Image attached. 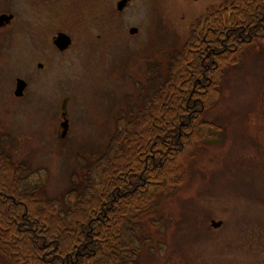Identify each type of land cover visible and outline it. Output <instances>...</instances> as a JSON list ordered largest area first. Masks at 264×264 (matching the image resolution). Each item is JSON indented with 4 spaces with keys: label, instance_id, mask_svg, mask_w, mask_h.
<instances>
[{
    "label": "rangeland",
    "instance_id": "rangeland-1",
    "mask_svg": "<svg viewBox=\"0 0 264 264\" xmlns=\"http://www.w3.org/2000/svg\"><path fill=\"white\" fill-rule=\"evenodd\" d=\"M224 1L132 0L117 11L116 0H0V13L14 14L0 27V140L12 162L29 166L28 182L60 201L93 175V155L139 105L146 78L163 77L191 22ZM56 31L73 39L62 56L49 42ZM53 53L55 64L37 67ZM15 77L27 82L20 98ZM203 119L214 124L209 137L189 139L178 182L134 222L136 264H264V42L220 72Z\"/></svg>",
    "mask_w": 264,
    "mask_h": 264
},
{
    "label": "trees",
    "instance_id": "trees-1",
    "mask_svg": "<svg viewBox=\"0 0 264 264\" xmlns=\"http://www.w3.org/2000/svg\"><path fill=\"white\" fill-rule=\"evenodd\" d=\"M264 40V0H226L195 23L152 76L138 106L118 120L85 181L62 198L43 197L0 141V258L5 264H136L134 223L158 191L178 182L176 160L190 138L209 137L203 119L217 77ZM215 130V129H214ZM217 130V129H216Z\"/></svg>",
    "mask_w": 264,
    "mask_h": 264
},
{
    "label": "water",
    "instance_id": "water-1",
    "mask_svg": "<svg viewBox=\"0 0 264 264\" xmlns=\"http://www.w3.org/2000/svg\"><path fill=\"white\" fill-rule=\"evenodd\" d=\"M127 1H128V0H119V1L117 2V4H116L117 9H118V10H121V9L124 7V5L126 4ZM11 19H12V14H5V13L0 14V26H3V25H5V24H7ZM136 30H137V29H136L135 27H131V28L129 29V32H130V33H135ZM53 43H54L59 49H64V48H66V47L69 45V43H70V38H69L66 34H64V33H62V32H59V33H57L56 36L54 37V39H53ZM25 85H26V83H25V81H24L23 79H21V78H17V79H16V82H15L14 95H16V96H21L22 93H23V89H24ZM62 114H64V112H63ZM60 125H61L62 128H63V130H62V132H61V136H64L65 133H66L67 126H68V124H67V120H66V119L63 120V121L60 123ZM220 223H221L220 221H214V220L211 221V225H212L213 227H217V226H219Z\"/></svg>",
    "mask_w": 264,
    "mask_h": 264
},
{
    "label": "flooded vegetation",
    "instance_id": "flooded-vegetation-1",
    "mask_svg": "<svg viewBox=\"0 0 264 264\" xmlns=\"http://www.w3.org/2000/svg\"><path fill=\"white\" fill-rule=\"evenodd\" d=\"M14 20V17H13V19L10 21V23L9 24H7V25H5V26H3V28H7V27H9L10 25H11V23H12V21ZM52 37H53V35L50 37V39H49V42H50V44H51V40H52ZM70 38H71V44L68 46V48L67 49H65V50H63V51H59L58 50V52H61L62 54H61V56L64 54V52H67V50L71 47V45H72V43H73V39H72V37L70 36ZM52 45V44H51ZM52 47V46H51ZM57 59H58V57H57V55L55 54V53H53V54H50V55H47V56H44L43 58H42V60H39V62L37 63V67H39V68H43V67H50L51 65H53V64H55V62L57 61ZM16 78V77H15ZM26 89H27V85H26V87H25V89H24V91H23V95L25 94V91H26ZM13 90H14V84H13V88L11 89V93H12V95H13ZM22 95V96H23ZM14 96V95H13ZM22 96H19V97H16L15 96V98H20V97H22ZM67 113V112H66ZM67 115V114H66Z\"/></svg>",
    "mask_w": 264,
    "mask_h": 264
}]
</instances>
